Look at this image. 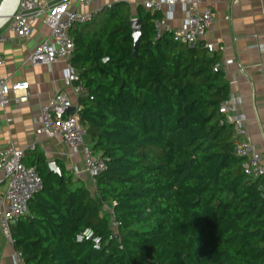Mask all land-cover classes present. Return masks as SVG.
<instances>
[{
	"label": "trees",
	"instance_id": "1",
	"mask_svg": "<svg viewBox=\"0 0 264 264\" xmlns=\"http://www.w3.org/2000/svg\"><path fill=\"white\" fill-rule=\"evenodd\" d=\"M160 16L140 7L137 54L126 1L97 29H73L81 123L107 169L90 187L63 164L48 174L36 150L26 156L44 182L12 226L26 264H264L263 178H248L234 151L219 52L172 31L156 39ZM87 227L101 249L77 240Z\"/></svg>",
	"mask_w": 264,
	"mask_h": 264
},
{
	"label": "built area",
	"instance_id": "2",
	"mask_svg": "<svg viewBox=\"0 0 264 264\" xmlns=\"http://www.w3.org/2000/svg\"><path fill=\"white\" fill-rule=\"evenodd\" d=\"M126 0H20L17 11L5 26L8 31L14 32L19 37L31 35L32 26L42 15H46V21L50 25L51 35L49 39L41 42L31 52L28 60L36 63L43 62L51 66L55 61L66 59L69 65L66 69V78L74 83L79 79L78 71L71 64V57L75 50V39L72 34L74 28L81 24L90 23L95 15L111 8L118 2ZM2 0H0L1 4ZM177 0H168V6L173 7ZM163 1L146 0L145 8L152 13L161 12ZM168 15L155 19L156 39L164 32L172 31L175 40L187 44L189 47H197L202 42L206 32L215 22V13L211 7L201 9L197 2H193L187 10L185 24L179 28L168 26ZM9 37L0 32V43ZM211 52H221L225 45L216 42H205ZM256 46L264 49V43ZM106 60L108 58H105ZM5 58L0 52V105L5 107L13 101L25 103L30 98L28 81L11 82L1 73V67ZM218 63L216 70L222 67ZM243 102L241 96H230L221 107L228 121L234 124L235 138L234 151L243 159L242 168L248 178H263L264 192V151L257 148L249 139L246 116L239 111V105ZM82 105L74 103L64 91L57 92L41 108V125L39 134L48 137L60 136L74 149L81 147L83 153V170L86 171L93 183L97 177L107 169L106 159L93 151L87 142V128L82 125L80 111ZM36 142L30 145L29 150L35 151ZM26 150L11 144L0 149V170L4 176L0 179V226L1 233L7 242L15 245L12 226L20 218L29 212V204L36 194L43 188V177L39 171L26 165L24 159ZM82 171L77 165L73 169L74 174ZM116 204V202H114ZM110 213H114L113 207H108ZM118 223L113 221V226ZM78 241L92 240L96 249L103 247L101 236L97 235L92 227H87L77 234ZM15 247V246H14ZM12 264H26L22 250L14 248L12 252Z\"/></svg>",
	"mask_w": 264,
	"mask_h": 264
},
{
	"label": "crops",
	"instance_id": "3",
	"mask_svg": "<svg viewBox=\"0 0 264 264\" xmlns=\"http://www.w3.org/2000/svg\"><path fill=\"white\" fill-rule=\"evenodd\" d=\"M145 1L126 0L134 17H138L140 7L146 9ZM161 1L164 2L161 13L169 16L167 23L173 29L184 26L187 10L193 2H197L202 10L211 7L214 11L215 22L202 41L225 45L219 56L230 81L231 95L242 97L239 111L246 116L249 139L264 151V49L256 46L264 43V0H177L173 7L168 6V0ZM0 32L9 37L0 43V52L5 58L2 75L11 82L25 80L30 83L27 102L0 105V149L13 144L26 150L27 156L31 153L30 145L36 142V151L46 156L48 170L49 159H55L59 166L63 164L72 173L77 165L82 171L74 176L88 183L91 177L83 170L81 147L74 149L60 136L38 133L43 104L59 91L66 92L74 103H78L79 95L84 91L83 87L66 78L68 60L60 59L51 66L28 60L36 46L50 38L51 28L46 15L35 21L28 37H19L5 27ZM3 176L0 170V179ZM1 238L0 264H12L15 247L2 233Z\"/></svg>",
	"mask_w": 264,
	"mask_h": 264
},
{
	"label": "water",
	"instance_id": "4",
	"mask_svg": "<svg viewBox=\"0 0 264 264\" xmlns=\"http://www.w3.org/2000/svg\"><path fill=\"white\" fill-rule=\"evenodd\" d=\"M20 0H2L0 4V30L3 29L14 16L18 9ZM133 28V36L135 39V54L138 53L140 42L143 38V25L140 17H133L130 21ZM49 170L48 174L52 172L61 173L60 166L55 159H49L48 161ZM2 248V238L0 233V252Z\"/></svg>",
	"mask_w": 264,
	"mask_h": 264
},
{
	"label": "rangeland",
	"instance_id": "5",
	"mask_svg": "<svg viewBox=\"0 0 264 264\" xmlns=\"http://www.w3.org/2000/svg\"><path fill=\"white\" fill-rule=\"evenodd\" d=\"M105 13H106V9H104V10L98 12V13L95 15L94 19L91 21V24H90V27H91L92 29H97V27H99V26L101 25V21H102L104 15H105ZM88 185H89L90 187H91V186L93 187V184H92V181H91V180L88 181ZM0 229H1V226H0Z\"/></svg>",
	"mask_w": 264,
	"mask_h": 264
}]
</instances>
